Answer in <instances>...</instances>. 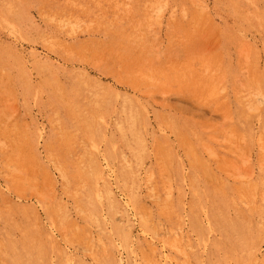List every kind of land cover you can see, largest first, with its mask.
<instances>
[{
	"label": "rangeland",
	"instance_id": "rangeland-1",
	"mask_svg": "<svg viewBox=\"0 0 264 264\" xmlns=\"http://www.w3.org/2000/svg\"><path fill=\"white\" fill-rule=\"evenodd\" d=\"M0 264H264V0H0Z\"/></svg>",
	"mask_w": 264,
	"mask_h": 264
}]
</instances>
